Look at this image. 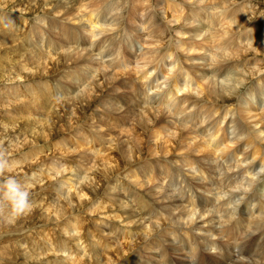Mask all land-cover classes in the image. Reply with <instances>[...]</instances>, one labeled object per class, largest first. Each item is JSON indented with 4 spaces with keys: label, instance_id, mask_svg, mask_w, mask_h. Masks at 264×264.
<instances>
[{
    "label": "bare ground",
    "instance_id": "1",
    "mask_svg": "<svg viewBox=\"0 0 264 264\" xmlns=\"http://www.w3.org/2000/svg\"><path fill=\"white\" fill-rule=\"evenodd\" d=\"M83 1L84 0H77V4L79 2V5L75 7L73 4H71L72 2L69 1L68 2L70 3V5H73L72 7H74V9L77 10L79 9L80 12H82L80 15H82L83 18L80 17L79 20L83 22L84 19V21L87 22L86 24L89 27V30H86L88 33L86 37L85 35L79 34L76 27L69 26L66 24V22H58V21L57 22L54 21V22L58 34L61 36V41L59 38L60 36L56 39V41L58 40L57 42L52 40L56 46H51L50 43L52 42L45 40L46 39L44 38L45 34L42 35L43 40H45L44 43L46 44L47 48L50 47L52 50H54V52L59 48L67 46L66 49H60V51L61 50L63 51L60 52L59 54L62 58L59 57L58 55V57L60 58L58 59L62 60L63 58H66V60L63 59L65 60V62L68 61V63L71 64L74 61L75 64L74 67L72 66L73 69L67 68L68 71H66L67 70L66 68H65L66 70L60 68L61 69L60 71L65 70L66 73L64 71V74H67V77H69V79L67 78L66 79L69 80L71 85H77V87L76 88L72 87L71 89H68V92L64 95V98L62 99L63 101L60 100L58 102L54 101L55 100L54 97H53L54 100H52L49 91V89H51L52 87L51 88L48 87L49 89L47 88L44 90L45 92L43 91L45 93V96L39 94L38 97L39 100H34L33 104L39 106L38 101H41V104L45 108L43 112H46L47 109L49 111L52 107L54 106L56 107V105L59 104L72 105V108H74L73 105L77 103H81V102L83 103L85 101L86 104H88L91 101H93V99L95 100L99 96L98 94L103 93L105 87H108L107 94L103 96V98L100 100L96 99L92 104V105L95 104L94 108L96 107V109H93L94 110L93 113L95 114L93 116H96V118L92 116V118L95 119V121H93L95 123L93 122L92 124L89 123L88 126L90 125L91 126L87 127V129L89 128L90 130V128H93L94 132L98 133V130L113 125V123L117 121L115 119V116L118 115L128 117L130 120H132L133 126L131 127L130 125H128V123H121L123 131L126 134V137L124 139L125 141H121V142L115 141L117 140V139L114 140L115 135L112 136L113 139L112 137L109 138L110 142L107 144V147L104 148L106 149V152L103 154H93L92 159L90 158L91 160H93V163L92 164L90 163L92 166L91 167L88 166L89 168H91L92 171L90 170V173L86 172L84 175L82 174L83 176L81 177L82 179L81 181L78 179V177H76L80 172L79 173L77 172L78 174L72 177H69L67 174L66 175L68 177L63 176L64 174H60L62 175V177L59 174H56L59 176V178L61 177L60 178L61 180L57 179V181L55 182L51 181L53 182L52 184H50L49 182L50 179L47 178L50 184L49 185L47 183L49 185L47 190L50 191L53 190L54 192H56L54 193L56 194V201L53 204L51 203L48 204V202L47 204L42 203L40 207L41 208L47 207L50 209L55 208L54 209L55 211L53 210L54 215L51 221L53 220V223L56 226L55 229H57V234L56 236H52L55 237V239L52 238L50 234L47 236H42L40 238L42 243H40L41 241L36 242L35 240H31V239H23V241L25 242L23 246L25 245V248H27L25 249L26 252L24 253L26 255L25 256L26 263L29 264L28 263L29 259H31V261L33 259L36 262L32 261V264H187V261L184 259V255L182 254L184 253V251L182 250V248L178 249V247L174 244L175 240H179L183 242V249L186 251V255H185L186 258H188L189 260H191L192 258L195 261L197 260L196 264H228V262H230V260L233 258V252L230 251L231 249L228 251V247L225 245V243L220 242V237L221 238L226 237L231 241L233 240V242H236L237 239H242V238L244 239V245L238 246L240 248L238 253L241 255V257L234 264L264 263V241L263 244L261 243L262 245L259 246L260 249L255 248V240L264 236V176H262V174L264 173V149H263L264 148V101H263L264 100V62H258L260 59H264V23L260 22L258 23L257 26H253L251 28L241 30L244 26H246L251 22L250 19L253 18L254 15L252 13V8L247 12H245L243 15H241L239 11H233V9L238 6V3H235V0L233 2L231 1L232 3H230V1L228 0H214V4L212 5L213 7L212 6L210 7L211 9L210 8L207 9L208 8L207 4H209V2L212 4L211 1L213 0H180L177 2L171 0H167V1L132 0L131 1V2L137 1L139 3L141 2L142 4H134V6L142 7L143 13L146 16H148L150 39L143 40V43L147 44V49L142 50L143 54L140 57V59L144 62L143 70L140 72L142 82L145 83L146 81L149 80V76L147 75L149 63L156 65L159 62H161L165 64V59L163 56L166 55L168 52H171L174 55V58H172L171 63H169L167 68L165 69L162 82L160 84H156L154 87L155 89H159L160 92L154 95L152 98H155L157 96L159 101L161 95H163L164 97L166 95L165 101H163L164 98L163 100H161L164 106L160 105V103L159 105L163 109L167 110L171 116H181L182 120L185 121V123H189V124L192 123L191 125L196 130V133L193 134L187 131L186 126L183 123L178 125L170 124L167 133L162 135L163 133L160 129V125L166 123V116L164 115L162 110L154 107H145V108L135 107L133 109H129L121 106L120 104L116 103L113 99L110 98V96H112L114 93L120 92L117 86V80L123 75L122 71L125 70L129 64L128 56H127L128 57L127 61L126 59L122 60V55H121L122 53L119 52L122 50V46L119 45V43L117 42L118 38L116 37L117 30H119L122 34L123 32H126L127 29H129L130 27L128 24V20H129L128 16H127L128 20H124L121 17L122 15L120 11L122 9L119 3L120 1L118 2L117 0H115L114 1L115 5L113 7L110 4V2L104 4V0H93L94 4L92 3L90 4V2H88L87 6H86V2ZM42 2L44 3L46 2V0ZM81 2L85 4H81ZM123 2L121 1V3ZM54 3L56 4V2ZM46 5H49L48 2L46 3ZM46 5L44 3V7ZM171 5L174 6L173 11H168L164 9L165 7L170 9ZM134 6L133 4L130 6V9L128 11L129 17L133 11ZM86 7L89 8L91 7V9L88 8L89 9L88 10L89 12L87 11L88 13L83 12L86 9ZM64 9L67 10V8ZM66 10L63 11L64 16L65 14L68 13L67 17L71 20L74 19L78 23V25L76 24L78 27L86 28L78 20H76L75 17H73L72 10H71L72 13L69 12L70 9L67 11ZM186 10H189L191 14L190 15L186 14L185 12ZM209 10L210 12L208 13ZM109 11H110L109 20L98 19L99 16L103 17L104 15L109 13ZM158 11L162 12L160 13L162 15L161 17L163 18L161 19L158 18V15H156L158 14ZM203 11L205 12L203 13ZM214 11L216 12L213 13ZM52 12L54 13V11ZM58 13L60 14V12ZM62 15L63 14L61 13V16ZM60 17H58L59 20ZM260 18H264V14L259 15V19ZM54 19L58 20L56 19V16ZM42 20H39L38 23L42 22ZM203 20H205L204 24H202ZM70 23L71 22H69V24ZM19 24H21V22ZM41 24L42 23H40V25ZM46 30L49 31L50 29L47 28ZM1 32L5 34V32L3 31ZM113 32H115V34H113ZM172 32L176 34L174 36L175 37L174 40H172L173 38ZM102 33L104 34V36L100 40L94 42L96 37ZM50 34H52V32ZM38 35H40L39 32ZM47 35L48 34H46L45 36ZM54 35L56 36V34ZM54 35L52 34V37H54ZM32 37H34V39H37L35 38L36 36H32ZM88 37L89 39L86 40V38ZM21 38H22V34H21ZM85 40L90 42L88 48L87 47L84 48L85 50L78 48L79 44L81 42H84ZM182 41L184 43H187L188 45L187 46L183 45ZM20 42L21 41H19V43ZM207 44H209V48L205 49V45ZM17 45H18V41H17ZM195 45H199L200 47H202V50L195 49ZM40 46H43L42 43L40 44ZM51 49L48 50V52L50 53L49 57L45 56L48 54L45 55L42 54L44 55V60L45 58L47 60L49 58L56 57L54 55L56 53H53ZM32 53L34 55V52ZM38 54L37 56L39 59L41 54L40 53ZM37 56L36 58L34 57L35 61L38 60ZM41 57L43 58V56ZM67 59L70 60L72 59V62L70 63L69 62L70 60ZM44 60L41 59L40 65L44 67V70H47L46 68L48 67V64L46 63L49 62V60H47V62L46 60L45 61ZM35 61L32 62L35 63ZM55 61L58 62V60L56 59ZM211 62L222 63L226 67V70H222V67L220 65L211 64ZM247 64L250 66L246 67ZM28 65L30 66V64ZM17 66L20 68L22 67L21 65L19 66V64ZM32 66L33 68H35L36 66L37 69L39 67L38 63L37 65L35 66L32 65ZM60 66L62 67V65ZM50 67H48V69ZM182 68H186V69L190 68L195 73L196 75L195 78L199 82V87L193 90H189V94L197 96L201 100H207L214 107H219L220 102L222 103L230 102L229 104H231V106L229 107L228 105V109L237 113L238 116L243 117L242 119L244 120H242L243 123L241 122V124L245 129H242L241 124H237L235 120L227 119V123L231 124L233 128V132L231 134L234 135L235 142H239V143L232 144L226 132L223 131V129L219 125V122H217L220 121L221 119L225 120L227 113L224 116V118L221 115L217 116L216 117L217 121L214 122L211 120V118L215 114H217V110L214 107H212L211 105H207L203 107H197V108L195 107L197 109L195 110L194 106L192 105L190 106V104H188L186 97L179 98L174 94L183 91L184 84L191 81L190 74L188 73V71ZM29 69L27 68V70ZM37 69L34 70L38 71ZM60 71L58 73H60ZM19 73L21 74V72ZM40 74L39 76H41ZM60 74H61L60 76H62L63 73ZM43 78L40 79L42 80ZM250 80L252 81L254 80V82L253 84H250L247 87L246 85L249 84ZM36 83L39 82L36 81ZM162 85H164V87H162ZM60 86L61 85H59V88ZM170 86H172L173 88L170 89ZM29 87L31 86L29 85ZM37 87L36 89H38ZM244 87L246 88L245 90L249 89L247 94L246 93L243 94L244 89L242 88ZM27 88L25 87V89ZM33 88L34 87H31V92ZM77 88H79V90ZM40 89L41 88L39 87V91ZM55 89L57 90V88ZM11 90H9V92ZM22 90H24V88ZM61 90H65V89L61 88ZM240 90H243L242 91L243 96H241L242 94H240V96L237 95V93H239ZM25 91H23L24 94L26 93ZM12 92L14 94V91H11V93ZM23 92H21L20 90L21 94ZM35 92L36 90L34 91V94L36 95ZM43 92L42 94H44ZM121 92H123V90ZM139 93L143 94L144 92L140 91ZM16 94L17 93H15V95ZM27 94L30 93L27 92ZM67 94L69 96H67ZM127 94L128 93L121 96L123 99L122 103L128 106L137 105L138 101L133 102L131 99H125ZM173 94L175 95L174 97ZM33 98L36 99L35 97ZM17 101L19 102L20 100ZM23 101H24L23 103H25L26 100L24 99ZM106 101H108L109 103L108 105L105 104L107 103ZM14 106L16 107V104H14ZM25 106L24 107L21 106V107L25 109L27 114L35 111V110L32 111V109L29 108L30 104H28L29 107L28 106L25 107ZM76 108H74V110ZM55 110L57 109L55 108ZM43 114L45 115V113ZM57 115H59V113ZM53 118H55V116ZM43 119H44V126L43 125L42 126L46 128L48 125L45 126V124L49 123V121L51 122L52 120L50 119L46 120V117H43ZM10 121L14 122L13 119H11ZM27 123L24 124L29 125ZM29 123H31V121ZM36 123L34 122V125ZM103 123L105 124V127L103 126ZM216 124L218 125V128L215 127ZM79 126L75 129V131L81 128V126L80 127ZM112 127L110 128L115 129L116 127L119 128L120 125L116 126L115 128L114 126ZM156 127L158 128L156 131V135L158 136L153 138L150 135V130L152 129L156 130ZM29 129L30 130H28V132L29 131L31 132L33 128L32 129L29 128ZM83 129L85 130L86 128ZM243 130H245L244 134H243ZM115 131L117 132V130ZM119 132H118V136H121L119 135ZM84 133L86 134V132ZM74 134L75 133L72 134L71 138L75 136ZM79 134L82 133L79 132ZM79 134L78 136H80ZM88 134L86 137H88ZM41 136L43 135L41 134ZM246 137L248 139V142H243ZM76 138H73L75 139L74 142L76 141ZM196 138L202 140L201 141L197 140L198 142L192 144L193 139ZM96 140L97 139L95 138V141ZM215 140L217 141L215 142ZM226 141L228 142L226 145H224ZM64 145L65 143L63 144V146ZM231 145L236 146L232 151H231L232 147H230ZM74 146L77 147L79 145L76 144ZM210 146H212L211 149L213 148L214 151H217V154L215 152H213V154L215 153V155H217L216 157H219L220 160L222 159L224 161V159L222 158L223 156L225 158L226 163L232 162V159H236L237 157L239 158L243 157L244 159H247V161L246 160L244 161L246 162L245 165H248V167L246 166L247 169L246 168L244 169L247 170L246 173L248 172L247 173L248 175L242 173L241 171L243 169L244 163L241 164L240 162V164L234 165V167L238 169L235 171L234 169H231V167L226 166V170L220 171L219 173L220 176H222V174H225V178H226L225 181L228 182L227 183L228 185L226 187L225 185H223L222 188L216 187L215 189L219 188L218 190L221 193V195L219 197H215L214 199L207 197L208 199L207 200L205 198L206 197L205 195H203L205 196L204 199L203 197L202 198L198 197L199 195L196 196V194H193L191 189H194L193 186H195V188H200L203 189L204 191H210L214 189V185L217 186V184H219L220 180L217 178L218 176L217 173L213 174L211 168L207 166V164L204 161L201 160L202 158L203 159L205 158L208 161L207 158L209 156H207V154H208V150L210 152L209 149ZM32 150L33 149H31L29 152H31ZM67 150L69 149H66V151ZM71 151H75V149L74 150L71 149ZM236 152L238 153L237 155ZM246 153H250V154H246ZM173 154H177V155L171 158L166 157V156H171ZM31 155L33 154L30 153V156ZM68 155L66 154V156ZM71 155H73V152ZM210 155L212 157V154ZM30 156L28 155V157ZM38 156L35 158H38ZM56 156L59 157L60 154L58 155L56 154ZM58 157L57 159H59ZM32 158L34 157H31V159ZM76 159L77 158L75 157L74 160ZM172 160H178L184 166H187L189 169H191L193 171L191 175L189 177L184 176L180 167L177 166L165 165V166H161L160 168H154V169H151V167L149 166L150 163H154V167H156L158 165V162L167 164L169 161ZM26 161H28V159L25 160L24 162ZM36 161L38 160L36 159ZM70 161L74 163L72 160ZM141 161H143V163ZM31 162L32 161L30 160V163ZM65 162L66 161H64V163ZM50 164L51 163H47L45 165L49 167ZM217 164L219 165L218 168L220 170L222 166L220 161H216V165L214 166L213 169L217 168ZM70 166L71 168H73L72 165ZM41 167L42 166L39 167V170L41 169ZM48 167L45 166L44 170H42L43 172H38V174H34L36 178H40L39 175L41 173L45 172L46 174V171L48 172V170L46 169H50ZM51 167L53 166L51 165ZM198 167L202 169L203 173H206L208 176H210V178H212L213 184L211 186H209L210 185L209 181L206 182L204 180H200V178H203V176L200 175L201 177H197L194 175V172H198V174H201L200 171L198 170ZM65 169H67V167L64 165L61 171L58 169V172L57 171L56 172L60 173ZM78 169H80V167ZM121 170H124L125 172L124 174L125 179L124 178L116 179V181H121V183L118 186L114 183V179H115L114 174L121 173ZM69 171L72 170H70L69 168ZM76 171H80V170H76ZM145 173L147 174V176L145 175ZM235 175L236 176L238 175V177L235 178ZM101 176H103V178L106 179L110 178L109 179L110 182L106 183L107 187L104 185L105 188L103 191H105L106 189L104 198H100L103 195L102 196L98 195V192H100L98 189L102 185V179H100ZM161 176L163 180V182L161 183L165 185L158 188L155 183L153 184V182H158L159 180H161L160 179ZM49 177L55 178L54 174H52ZM74 177H76L80 181L78 185L76 184L75 180L72 179ZM145 177H147V180L148 182H150V184L144 183ZM45 178L46 177H44V179ZM165 178L167 180L166 183L164 182ZM225 178H223V180ZM44 179L42 178L41 180L44 181ZM26 180L28 182L29 177L26 178ZM44 183L45 181L43 182V184ZM130 184L136 187H132ZM90 186L94 188L93 189L94 192L92 194L96 193L98 196H100L99 197L100 200L99 202L95 203V205L90 209L89 213H87L88 211L87 212L83 211V212H86V215L88 214L87 217L88 216L90 218L91 216L96 217L95 218L96 221L94 220L93 222L92 218L89 219L92 220V223L89 222L92 225L90 224L91 226H89L88 225L89 220L85 219L87 223L84 221L81 226L82 219L79 218L78 210L76 211L78 213V217L75 218L77 216V213L75 215L72 212V208H74L75 205L77 206L78 203H79L78 205L81 206L80 201L82 200V198L84 197L87 198L86 195L89 196V193L91 192L89 190H86ZM42 187L44 186L42 185ZM37 188H40V186ZM224 189L226 191H223ZM61 190L63 191L65 190V193L63 192L64 194L63 197H60L62 195V194L60 195ZM41 192H44V190ZM50 193H48V195ZM46 194H41V196L39 197H42L43 195L45 196ZM147 196L151 199H147L148 198ZM91 199L92 200L90 199L89 200L93 201V198ZM209 199L211 201H209ZM40 200L41 198H39L38 201L39 204L41 203ZM148 200H151L152 203H149ZM216 200H219L218 203H215ZM35 203L34 206L38 207L39 209L40 208L39 204L35 205ZM151 204H154L156 207L159 208V210H155L154 208H152ZM240 204H244V208H245L243 210H239L241 214H244V216L246 215V222L244 224H241L239 220L236 218L237 209ZM88 205L91 204L89 203ZM83 208L81 206L82 210ZM213 208L214 209L216 208V210L218 211V213H216L218 214L216 217L208 215V212H214ZM86 209L87 208H85V210ZM47 214L50 215L48 212ZM106 220H108V222H106L105 224ZM47 223H51V222H47ZM48 226L50 227V224H48ZM86 226L87 227L89 226V228L91 229L89 233V237H91L90 239L87 238L88 236L86 237V230H85ZM103 227L106 228V231H108V233H105ZM213 228H217L216 233H214ZM48 231L50 232V230ZM39 232L42 231L40 230ZM196 233H200L199 235L200 237H198ZM107 234L110 236L108 237ZM201 234H203V236ZM45 239H48V241H50V244L47 245V243H45ZM9 246L11 245L9 244ZM203 246L205 247V249L203 248ZM211 248H218L219 252L213 253L211 252ZM8 251L6 250L4 252L6 254L4 255V257H8L10 255ZM13 251H15V249ZM49 251L52 252L50 253V255H48ZM166 252L168 253V255L173 256L174 258L170 256H166ZM80 253H83L81 257H80ZM57 256H59L60 258H58L59 261L56 262L54 258ZM207 256H209V258H207ZM7 259L8 258H6V260ZM13 259L15 258L13 257ZM6 260H4V262Z\"/></svg>",
    "mask_w": 264,
    "mask_h": 264
},
{
    "label": "rangeland",
    "instance_id": "2",
    "mask_svg": "<svg viewBox=\"0 0 264 264\" xmlns=\"http://www.w3.org/2000/svg\"><path fill=\"white\" fill-rule=\"evenodd\" d=\"M23 1V2H22ZM27 1V2H26ZM42 1H45V0H29V2H28V0H0V32L1 31H3V32H5V34L4 33H0L1 34V36H0V145H4L5 146V157L6 158H8V157H11V160H10V167H9V169H8V171L11 173V174H13V175H16L17 177H19L20 179H22L24 182V184L25 185H27V187L31 190V193H32V201L35 203V205H38L39 203H38V201H39V198H41V200H40V204H39V207L42 205V203H44V204H47V202H48V204L49 203H51V204H53L55 201H56V194H54V193H56V192H54L53 190L52 191H50V190H47L48 189V186L50 185V184H52L53 182H51V181H57V179L58 180H61L60 178L62 177V175H60V174H64L63 176H65V177H72V176H76L79 172V174L76 176V177H78V179L81 181L82 179H81V177L86 173V172H88V173H90V170H91V168H89V167H91L92 165V163H93V160H91L92 159V157H93V154H103V153H105L106 152V149H104L105 147H107V144L110 142V140H109V138H111L113 135H115V136H117V137H115L114 136V140L115 139H117V140H115V141H125L124 139H125V137H126V134H125V132L123 131V128H122V126H121V123H128V125H130L131 127L133 126V124H132V120H130L128 117H126V116H115V119L119 122H114L113 123V125H111V126H109V127H105V124L103 123V126L105 127V128H102V129H104V130H98V133L97 132H94V129L93 128H90V130H89V128L87 129V127H90V126H88L89 125V123L90 124H92V122L93 121H95V119L94 118H96V116H93V115H95L93 112H94V110L93 109H96V107L94 108V105H92L93 103H94V101L97 99V100H100V99H102L103 98V96H105L106 94H107V90H108V87H105V89H104V91H103V93H101V94H98L99 96L94 100L93 99V101H91L90 103H88V104H86V102L84 103H77V104H75V105H73V107L74 108H76L75 110H74V108H72V105H62V104H59V105H56V107L54 106V107H52L49 111H48V109L46 110V112H43V110L45 109L44 108V106L41 104V101H38L39 102V106H36V105H34L33 103V101L34 100H39V94H41L42 96H45V89H47L48 87L49 88H51V89H49V91H50V97H52V100H54L55 102H58V101H63L62 99L64 98V95L68 92V89H71L72 87H74V88H76L77 87V85H71L70 84V82H69V80H67V79H69V77H67V74H64V71L68 68V69H70V68H72L73 69V67H74V64H75V62L73 61L72 62V59L70 60V59H67V60H70L69 62L71 63V64H69L68 63V61L67 62H65V60H66V58H63V59H65V60H59L60 58L59 57H61L59 54H60V52H63L62 50L60 51V49H66L67 48V46H64V47H62V48H59V49H57L55 52H54V50H52L50 47H48L47 48V46H46V44L44 43V41L45 40H48L49 42H52V43H50L51 44V46H56L55 44H54V42L53 41H56V39L60 36L59 34H58V31H57V29H56V27H55V22H66V24L67 25H69V26H74V27H76L77 28V31H78V33L79 34H82V35H85V37H86V35H88V33H87V31L86 30H89V27H88V25L86 24L87 22L86 21H84V19H83V22H81V20H79V18L80 17H82V15H80L82 12H80V10L78 9H74V7L75 6H77V5H79V2H78V4H77V0L75 1V0H57V1H54V0H46V2H44L45 3V5H46V3L48 2V4L49 5H46L45 7H44V3L42 2ZM72 2L71 4H73L74 5V7H72L73 5H70V3L69 2ZM114 1L115 0H104V4L105 3H108V2H110V4L112 5V7L115 5L114 4ZM119 3H120V6H121V17L124 19V20H128V18H129V20H128V24H129V29H127V31L126 32H123L122 34H121V32L119 31V30H117L116 31V37L118 38V40H117V42L119 43V45L120 46H122V50L121 51H119L120 53H122L121 55H122V60H125L126 59V61H127V59H128V57H129V64H128V67L125 69V70H123L122 72H123V75L120 77V78H118V80H117V86H118V88H119V90H120V92H116V93H114L112 96H110V98L111 99H113L116 103H118V104H120L121 106H123V107H126V108H129V109H133V108H135V107H138V108H145V107H154V108H159L160 110H162V112L164 113V115L166 116V123L164 124H161L160 125V129H161V131H162V135H164L165 133H167V131H168V127L170 126V124H181V123H183V124H185V126H186V129H187V131L188 132H190V133H193V134H195L196 133V130H195V128L191 125V124H189V123H185V121H183L182 120V117L181 116H171L170 114H169V112L167 111V110H165V109H163L160 105H163L164 106V104H162L163 102H161V100H163V98H164V100L163 101H165V97H166V95H165V97L163 96V95H161V97H160V99H159V101H158V98H157V96L155 97V98H152L154 95H156V94H158L159 92H160V90L159 89H155L154 87H155V85L156 84H160L161 82H162V80H163V76H164V72H165V69L167 68V66H168V64L169 63H171V60H172V58H174V55L171 53V52H168L166 55H164L163 57H164V59H165V64H163V63H161V62H159L158 64H152V63H149V65H148V76H149V80L148 81H146L145 83H143L142 82V80H141V76H140V72L143 70V67H144V62L140 59V57H141V55L143 54V52H142V50H146L147 49V44H145V43H143V40H149L150 39V36H149V27H148V16H146L144 13H143V11H142V7H138V6H134V4H142L141 2L139 3V2H137V1H133V2H131L132 0H128V1H124V0H117ZM121 1L123 2V3H121ZM163 1H167V0H163ZM171 1H174V2H177V1H180V0H171ZM228 1H230V3H232L234 0H228ZM232 1V2H231ZM30 2H32V3H30ZM36 2V3H35ZM54 2H56V4L54 3ZM83 2H86V6L88 5V2H90V4L92 3V4H94V2H93V0H84ZM83 2H81V4H85V3H83ZM137 2V3H136ZM212 2V4L209 2V4H207L208 5V8L207 9H209L213 4H214V0L213 1H211ZM30 3V4H29ZM76 3V4H75ZM125 3H127V4H125ZM235 3H238V6L237 7H235L234 9H233V11H239L240 12V14L241 15H243L245 12H247L248 10H250L251 8H252V13H253V15H254V17H256V18H251L250 20H251V22L249 23V24H247L246 26H244L241 30H245V29H248V28H251V27H253V26H257L258 25V23H260V22H263L264 23V18H260L259 19V15H261V14H264V0H235ZM42 4H43V6H42ZM56 6H55V5ZM129 4V5H128ZM133 4V6H134V8H133V11H132V13H131V15H130V17H129V14H128V11H129V9H130V6ZM54 5V6H53ZM57 5H59V6H57ZM67 5V6H66ZM122 5H124V6H122ZM38 6H40V7H38ZM49 6V7H48ZM61 6V7H60ZM64 6V7H63ZM71 8H70V7ZM91 6V5H90ZM96 6V5H95ZM51 7V8H50ZM55 7V8H54ZM59 7V8H58ZM123 7H124V9H123ZM213 7V6H212ZM49 8H50V10H49ZM54 8V9H53ZM63 8V9H62ZM64 8H67V10H69L70 9V11L69 12H71V10H72V12H73V17H75V19L76 20H78L82 25H84V27H86V28H80V27H78L77 25H78V23L73 19V20H71V19H69L68 17H67V15H68V13L67 14H65V16H64V13H63V11H65L66 9H64ZM77 8V7H76ZM89 7H86V9L83 11V10H81V11H83V12H87L89 9H91V7L88 9ZM93 8H95V7H93ZM84 9V8H83ZM165 10H168V11H173L174 10V6H172L171 5V8L170 9H168L167 7H165L164 8ZM211 9V8H210ZM57 10V11H56ZM66 10V11H67ZM52 11H54V13L52 12ZM56 11V12H55ZM50 12V13H49ZM58 12H60V14L58 13ZM71 12V13H72ZM76 12V13H75ZM78 12V13H77ZM89 12V11H88ZM87 12V13H88ZM161 12V11H160ZM159 11H158V14H156V15H158V18H163V17H161L162 15H161V13H160ZM186 12V14H188V15H190L191 13H190V11L189 10H186L185 11ZM205 11H203V13H204ZM210 12V10L208 11V13ZM216 11H214L213 13H215ZM58 15H60L61 16V13L63 14L61 17L60 16H58ZM86 13V14H87ZM160 13V14H159ZM54 16H53V15ZM45 15V16H44ZM75 15V16H74ZM79 15V16H78ZM207 15V14H206ZM40 16V17H39ZM50 16V17H49ZM55 16H56V19H58V17H60V20L58 19V20H55L54 18H55ZM64 16V17H63ZM127 16H128V18H127ZM258 16V17H257ZM43 17V18H42ZM39 18H41V19H39ZM46 18V19H45ZM83 18V17H82ZM109 18H110V11H109V13H107L106 15H104L103 17H98V19L99 20H109ZM7 19H8V22H7ZM37 19V20H36ZM42 19H44V20H42ZM50 19V20H49ZM51 19H53V20H51ZM64 19V20H63ZM67 19V20H66ZM39 20H42V22H40V23H42L41 25H40V23H38L39 22ZM47 20V21H46ZM48 20H49V22H48ZM12 21V22H11ZM18 21V22H17ZM53 21V22H52ZM55 21V22H54ZM74 21V22H73ZM15 22V23H14ZM21 22V24H19ZM44 22V23H43ZM46 22V23H45ZM69 22H71L70 24H69ZM73 22V23H72ZM95 22V21H94ZM204 22H205V20H203L202 21V24H204ZM53 23H54V25H53ZM44 24V25H43ZM47 26H46V25ZM52 25V26H50V25ZM73 24H75V25H73ZM77 24V25H76ZM6 25V26H5ZM17 25V26H16ZM21 25V26H20ZM11 26V27H10ZM48 26H50V27H48ZM21 27V28H20ZM41 27V28H40ZM47 29H50L49 31L48 30H46L45 28ZM54 28V29H52V28ZM20 28V29H19ZM43 28V29H42ZM88 28V29H87ZM131 28V29H130ZM169 28H171V27H169ZM16 30V31H15ZM20 32H19V31ZM40 30V31H39ZM23 31V32H22ZM34 31H35V33L38 31L39 32V34L40 35H38V32L36 33V35H35V33H34ZM56 33H55V32ZM172 31V30H171ZM40 32H42V33H40ZM46 32V33H45ZM52 32V34L54 35V34H56V36L54 35V37H52V34H50V33ZM120 32V33H119ZM26 33V34H25ZM173 33V32H172ZM4 34V35H3ZM21 34H22V38H21ZM23 34H24V36H23ZM46 34H48L47 36H49V37H47V36H45ZM58 34V35H57ZM113 34H115V32H113ZM118 34V35H117ZM129 34V35H128ZM42 35H44V38H46L45 40H43V36ZM176 34L175 33H173L172 34V36H173V38H172V40H174L175 39V36ZM20 36V37H19ZM32 36H36L35 38H37V39H34V37H32ZM42 38H41V37ZM104 36V34L102 33V34H100V35H98L97 37H96V39L94 40V42L95 41H98V40H100L102 37ZM6 37V38H5ZM8 37H9V39H8ZM113 37V36H112ZM131 37V38H130ZM3 38V39H2ZM41 38V39H40ZM60 38V41H61V36L59 37ZM114 38V37H113ZM11 39V40H10ZM32 39H34V40H32ZM89 39V37L88 38H86V40H88ZM22 40H24V41H22ZM27 40V41H26ZM30 40V41H29ZM42 42H41V41ZM53 40V41H52ZM84 41V42H81L80 44H79V46H78V48H81V49H84V48H88V46H89V44H90V42H88V41ZM7 41V42H6ZM17 41H18V45H17ZM19 41H21L20 43H23V44H20L19 43ZM25 41H26V43H25ZM37 41V42H36ZM40 41V42H39ZM58 41V40H57ZM56 41V42H57ZM10 42V43H9ZM16 42V43H15ZM30 42V43H29ZM31 42H33V43H31ZM35 42V43H34ZM7 43V44H6ZM42 43V45L43 46H40V44ZM179 43V42H178ZM246 43V42H245ZM6 44V45H5ZM21 46H20V45ZM35 44V45H34ZM60 44V43H59ZM182 44L183 45H185V46H187L188 44L187 43H184L183 41H182ZM37 45V46H36ZM8 46V47H7ZM40 46V47H39ZM12 47V48H11ZM28 47V48H27ZM42 47V48H41ZM74 47V46H73ZM20 48V49H19ZM38 48V49H37ZM209 48V44H207V45H205V49H208ZM22 49H23V51H22ZM49 49H51L52 50V52L53 53H56V54H54L56 57H53V58H49V59H47V60H49V62H47V60H46V58H45V60H46V64H48V67H50L49 69H48V67L46 68L47 70H44V67H42L41 65H40V62H41V59H43L44 60V55L45 54H48V55H45V56H48L49 57V55H50V53L48 52V50ZM195 49H198V50H202V47H200L199 45H195ZM28 50V51H27ZM31 50V51H30ZM41 50V51H40ZM85 50V49H84ZM20 53H19V52ZM30 51V52H29ZM43 51H44V53H43ZM29 52V53H28ZM32 52H34V55H33V53ZM38 52V53H40L41 55H40V58L38 59V56H37V54L36 53ZM48 52V53H47ZM58 52V53H57ZM42 54H44V55H42ZM37 56V59L39 60H34L35 58H36V56ZM39 55V54H38ZM58 55H59V57H58ZM114 55H115V53H114ZM33 56V57H32ZM41 56H43V58L41 57ZM126 56V57H125ZM128 56V57H127ZM29 57V58H28ZM35 57V58H34ZM59 58V59H58ZM62 58V57H61ZM197 58H199V57H197ZM55 59L56 60H58V62L57 61H55ZM2 60V61H1ZM4 60V61H3ZM12 60V61H11ZM30 60H31V62L33 61H35V63H31L30 62ZM44 60V61H45ZM53 61H55V62H53ZM256 61H257V59H256ZM6 62V63H5ZM11 62V63H10ZM61 62V63H60ZM63 62V63H62ZM258 62H264V59H260ZM18 65L19 64V66L21 65L22 67H24V68H20V67H18L16 64ZM37 63H38V66L40 67V69H39V67H38V69H37V67L35 66V65H37ZM54 63V64H53ZM28 64H30V66L28 65ZM65 64V65H64ZM68 66H70V67H68ZM211 64H218V65H220L221 67H222V70H226V67L222 64V63H213V62H211ZM3 65H4V67H3ZM14 65V66H13ZM24 65V66H23ZM32 65H34L35 66V68H33V66ZM52 65H53V67H52ZM60 65H62V67L60 66ZM64 65V66H63ZM17 66V67H16ZM27 66V67H26ZM47 66V65H46ZM56 66V67H55ZM60 66V67H59ZM73 66V67H72ZM250 65H246V67H249ZM13 67V68H12ZM16 67V68H15ZM25 67H26V69H25ZM32 67V68H31ZM58 67V68H57ZM9 70H8V69ZM15 68V69H14ZM19 68V69H18ZM27 68L29 69V70H27ZM56 68V69H55ZM60 68H62V69H65V70H62V71H60L61 69ZM34 69H37L38 71H35ZM52 69V70H51ZM59 69V70H58ZM68 69L66 70V71H68ZM71 69V70H72ZM182 69H184V70H186V71H188V73L190 74V78H191V81L190 82H188V83H186V84H184V88H183V91H180L179 93H174L176 96H178L179 98H182V97H186L187 98V102H188V104H190V106L192 105V106H194V109L195 110H197L196 108L197 107H203V106H207V105H211L207 100H201L200 98H198L197 96H194V95H192V94H189V90H193V89H195V88H197V87H199V82L196 80V75H195V73L189 68V69H186V68H182ZM207 69H208V67H207ZM13 70H14V72H13ZM18 70H20V71H18ZM34 70V71H33ZM51 70V71H50ZM56 70V71H55ZM71 70H69V71H71ZM17 71V72H16ZM41 71V72H40ZM60 71V73H63L62 74V76H60L61 74L60 73H58ZM66 71H65V73H66ZM5 72V73H4ZM19 72H21V74L19 73ZM39 72V73H38ZM55 74L56 72L58 73H56L55 74V76H54V74ZM12 73V74H11ZM18 75H17V74ZM28 74V75H26V74ZM41 73V74H40ZM44 73V74H43ZM46 73H48V74H46ZM2 74V75H1ZM35 74H36V76H35ZM39 74L41 75V76H39ZM17 75V76H16ZM20 75V76H19ZM23 75V76H22ZM30 75V76H29ZM10 76V77H9ZM27 78H26V77ZM49 76V77H48ZM64 76H66V77H64ZM19 77V78H18ZM21 77V78H20ZM32 77H33V79H32ZM35 77H37V78H35ZM39 77V78H38ZM43 77H45V78H43ZM47 77V78H46ZM53 77V78H52ZM61 77V78H60ZM9 78V79H8ZM13 78V79H12ZM40 78H43L42 80L40 79ZM51 78V79H50ZM67 78V79H66ZM47 79V80H46ZM50 81H49V80ZM63 80V81H62ZM36 81H38L39 83H36ZM43 83H42V82ZM46 81V82H45ZM62 81V82H61ZM69 83H68V82ZM252 80H250V82H249V84L248 85H246L247 87L250 85V84H253V82H254V80L251 82ZM23 83V84H22ZM34 83V84H33ZM61 83V84H60ZM121 83H123V84H121ZM21 84V85H20ZM39 84V85H38ZM71 85V87H70V85ZM27 85V86H26ZM29 85L31 86V87H34L33 89H32V92H31V87H29ZM32 85H35V86H32ZM37 85H38V87H37ZM45 85V86H44ZM51 85V86H50ZM59 85H61L60 86V88H59ZM69 85V86H68ZM10 86H11V89H10ZM13 86V87H12ZM42 86V87H41ZM58 86V87H57ZM173 86V85H172ZM172 86H170V89L171 88H173ZM245 86V87H246ZM9 87V88H8ZM15 87H17V88H15ZM25 87L27 88V89H25ZM36 87L38 88V89H36ZM39 87L41 88L40 89V91H39ZM44 87V88H43ZM69 87V88H68ZM162 87H164V85H162ZM242 88V89H244V91L243 90H240L239 91V93H237V95H239L240 96V94H242L243 92V94H247V92L249 91V89L248 90H245L246 88ZM11 90V91H14V94H13V92L11 93V91L9 92V90ZM24 88V90H22ZM55 88H57V90L55 89ZM61 88H63V89H65V90H61ZM73 88V89H74ZM43 89V90H42ZM58 89H60V90H58ZM67 89V90H66ZM78 90H79V88H77ZM20 90H21V92H23V91H25L26 93L24 94V92L21 94L20 93ZM30 90V91H29ZM36 90V95L34 94V91ZM123 90V92H121ZM7 91V92H6ZM19 91V92H18ZM38 91V92H37ZM44 91V92H43ZM72 91V90H71ZM140 91H143L144 93L143 94H140L139 92ZM243 91V92H242ZM3 92V93H2ZM27 92L28 93H33V94H27ZM42 92L44 93V94H42ZM52 92V93H51ZM106 92V93H105ZM241 92V93H240ZM7 93V94H6ZM11 93V94H10ZM15 93H17L16 95H15ZM55 93H57V94H55ZM126 93H128L127 94V96L125 97V99H131L133 102L134 101H138V104L137 105H125L124 103H122L123 102V99H122V95H124V94H126ZM2 94H3V96H2ZM10 94V95H9ZM173 94V97L175 96ZM243 94L241 95V96H243ZM256 94V93H255ZM23 95H25V96H23ZM32 95H33V97H35L36 99H34L33 97H32ZM38 95V96H37ZM27 96H28V98H27ZM67 96H69L68 94H67ZM25 97V98H24ZM53 97H54V99H53ZM101 97V98H100ZM20 100L19 102L17 101V100ZM26 100L25 101V103H23L24 101L23 100ZM28 100V101H27ZM12 103H11V102ZM15 101V102H14ZM16 101H17V103H16ZM264 101V100H263ZM107 103H105L106 105H108L109 103H108V101H106ZM16 104V107L14 106V104ZM20 103H22V104H20ZM73 103V102H72ZM159 103H160V105H159ZM230 102H224V103H222V102H220L219 103V107H214L213 105H211L212 107H214L216 110H217V114H215L212 118H211V120L212 121H217V119H216V117L217 116H219V115H221L223 118H224V116L226 115V113H227V116H226V119L225 120H220V121H217V122H219V125H220V127L223 129V131L224 132H226V134H227V136H228V138L230 137V139L229 140H231V142H232V144H235V143H239V142H235V139H234V135L233 134H231L232 132H233V128H232V125L231 124H229V123H227V119H233V120H235L236 121V123L237 124H241V122L243 123V121L242 120H244V119H242L243 117L242 116H238V114L237 113H235V112H233V111H231V110H229L228 109V105H229V107L231 106V104H229ZM18 104V105H17ZM25 104H26V106H25ZM28 104H30V107L28 106ZM32 104V105H31ZM66 104H67V101H66ZM235 104V103H234ZM29 107V108H31L32 109V111H34V112H31V113H29V114H27V112L25 111V109H23L22 107ZM86 105V106H85ZM59 106V107H58ZM85 108H84V107ZM81 107V108H80ZM196 107V108H195ZM10 108V109H9ZM19 108H21V109H19ZM55 108L57 109V110H55ZM90 108H91V110H90ZM17 109H19V110H17ZM53 109V110H52ZM3 110V111H2ZM48 111V112H47ZM54 111V112H53ZM55 111H57V112H55ZM77 111V112H76ZM90 112H92V113H90ZM43 113H45V115L43 114ZM59 113V115H57ZM27 114V115H26ZM50 114V115H49ZM56 114V115H55ZM74 114H76V115H74ZM82 114V115H81ZM89 114V115H88ZM36 115H37V117H36ZM53 115V116H52ZM61 115V116H60ZM88 115V116H87ZM91 115V116H90ZM35 116V117H34ZM40 116V117H39ZM46 117V120H52L51 122L49 121V123H46L45 124V126L46 125H48L46 128H44L43 126H44V119H43V117ZM55 116V118H53ZM58 116V117H57ZM92 116L94 117V118H92ZM14 117V118H13ZM33 119H32V118ZM241 117V118H240ZM29 118H30V120H29ZM87 118H89V119H87ZM11 119H13V121L14 122H12V121H10ZM27 119V120H26ZM36 119V120H35ZM41 119H42V121H41ZM77 119V120H76ZM92 119H94V120H91ZM3 120V121H2ZM24 120V121H23ZM29 120V121H28ZM56 122H55V121ZM89 120V121H88ZM10 121V122H9ZM16 121V122H15ZM19 121V122H18ZM31 121V123H29ZM33 121V122H32ZM79 121H81V122H79ZM28 122V123H27ZM34 122L37 124H35L34 125ZM42 123V124H39V123ZM52 122H53V125H52ZM88 122V123H87ZM27 123V124H29V125H25V124ZM80 123V124H79ZM93 123H95V122H93ZM10 124V125H9ZM43 125V126H42ZM49 125H51V126H49ZM62 125V126H61ZM81 126V128H79V129H77L76 131H75V129L78 127V126ZM84 125H86V126H84ZM118 125H120V127L119 128H117L116 126H118ZM24 126H27V127H24ZM28 126H29V128H33L32 130H31V132L29 131L28 132V130H30L29 128H28ZM40 126V127H39ZM61 126V127H60ZM79 126V127H80ZM112 126H114V128L115 129H112L113 127ZM241 126H242V129H245L244 127H243V125L241 124ZM37 127V128H36ZM70 127V128H69ZM110 127H112V128H110ZM158 127V126H157ZM156 127V130L155 129H152V130H150V135H151V137H156V136H158V135H156V131H157V128ZM174 127V126H173ZM172 127V128H173ZM215 127H217L218 128V125L216 124L215 125ZM16 128V129H15ZM83 128H86L85 130L83 129ZM122 128V129H121ZM11 129V130H10ZM43 129V130H42ZM49 129V130H48ZM63 129V130H62ZM91 129H93V130H91ZM106 129V130H105ZM216 129V128H215ZM24 130V131H23ZM82 130H84V131H82ZM107 130H110V131H107ZM115 130H117V132L115 133L114 131ZM217 130V129H216ZM26 131V132H25ZM41 133H40V132ZM88 131V132H87ZM106 131V132H105ZM119 131H121V132H119ZM28 132V133H27ZM79 132L80 133H82V134H79ZM84 132H86V134L84 133ZM109 134H108V133ZM118 132H119V135H123L122 136V138H121V136H118ZM122 132H124V133H122ZM31 133V134H30ZM39 133V134H38ZM73 133H75L74 135L75 136H73L72 138H71V136H72V134ZM84 133V134H83ZM89 133V134H88ZM121 133V134H120ZM245 133V130H243V134ZM29 134V135H28ZM41 134L44 136H41ZM77 134V135H76ZM78 134L80 135V136H78ZM87 134H88V137H86L87 136ZM20 135V136H19ZM83 135H85V136H83ZM106 135V136H105ZM111 135V136H110ZM16 136H18V137H16ZM27 136V137H26ZM81 136H83V137H81ZM91 136V137H90ZM108 136V137H107ZM3 137H5V138H3ZM9 137V138H8ZM78 138V140H77V138ZM81 137V138H80ZM93 137H95L97 140L95 141V138H93ZM73 138H76V141L74 142V140L75 139H73ZM82 138H84V139H82ZM89 140H88V139ZM93 138V139H92ZM108 140H107V139ZM32 139V140H31ZM112 139H113V137H112ZM82 140V141H81ZM200 140H202V139H199V138H196V139H193V142H192V144H194V143H196V142H198V141ZM61 141V142H60ZM65 141V142H64ZM72 141V142H71ZM92 143H91V142ZM112 141V140H111ZM217 140H215V142H216ZM22 142V143H21ZM227 142L228 141H226V143L224 144V145H226L227 144ZM243 142H248V139H247V137L244 139V141ZM21 143V144H20ZM33 143V144H32ZM39 143V144H38ZM62 143V144H61ZM65 143V147L63 146V144ZM75 143V144H74ZM16 144V145H15ZM20 144V145H19ZM69 146H68V145ZM76 144H78L79 146H74V145H76ZM230 144V143H229ZM40 145V146H39ZM56 145H58V146H56ZM72 145V146H71ZM15 146V147H14ZM62 146V147H61ZM120 146V145H119ZM43 147H45V148H43ZM48 147V148H47ZM67 147V148H66ZM211 147L212 146H210L209 147V149H210V152H209V150H208V154H207V156H209L207 159H208V161L204 158H202L201 160L202 161H204L206 164H207V166H209L210 168H211V170H212V172H213V174H215V173H217V178L220 180L219 181V184H217V186H215L214 185V189H212V190H210V191H204L203 189H200V188H195V186H193L194 187V189H191V191L193 192V194H196V196L197 195H199L198 197H203V199H204V197L207 199V197H209V198H211V199H214L215 197H219L220 195H221V193L219 192V188H222V186L223 185H225V187L228 185L227 183V181H225L226 180V178H225V174H222V176H220V171H223V170H226V166H229V167H231V169H234V171L235 170H238V169H236V167H234V165H236V164H240V162H241V164H243L244 166H243V169L244 168H246L247 169V167H248V165H245V161L244 160H246L247 161V159H244L243 157L241 158H239V157H237L236 159H232V162H225V158L222 156V158L224 159V161L221 159L220 160V158H219V160H216V158H214L215 156H217V155H215V153L217 154V151H214L213 150V148L211 149ZM230 147H232L231 148V151L236 147L235 145L233 146V145H231ZM245 147V146H244ZM49 148H50V150H49ZM56 148V149H55ZM60 148H62V149H59ZM75 149V151H71V149ZM31 149H33L31 152H29ZM40 149V150H39ZM44 149H45V151H44ZM66 149H69V150H67L66 151ZM78 151H77V150ZM264 149V148H263ZM36 150H38V151H36ZM26 151V152H25ZM22 152V153H21ZM36 152V153H35ZM39 152V153H38ZM43 152H45V153H43ZM72 152H73V155H71L72 154ZM76 152V153H75ZM79 152V153H78ZM212 152V153H211ZM213 152H215L214 154H213ZM241 152V151H240ZM16 153V154H15ZM30 153L31 154H33V155H31L30 156ZM219 153V152H218ZM21 154H22V156H21ZM54 154V155H53ZM56 154L58 155V154H60V156L58 157V156H56ZM63 154V155H62ZM65 154V155H64ZM66 154L68 155V156H66ZM74 154H75V156H74ZM210 154H212V157H211V155ZM238 153L236 152V155H237ZM246 154H250V153H246ZM27 155V156H26ZM28 155L30 156V157H28ZM39 155V156H38ZM43 155V156H42ZM82 155H84V156H82ZM88 155V156H87ZM177 154H173V155H171V156H166L167 158H171V157H174V156H176ZM15 156H16V158H15ZM26 156V157H25ZM38 156V158H35V157H37ZM41 156V157H40ZM71 156V157H70ZM87 156V157H86ZM219 156V155H218ZM31 157H34V158H32L31 159ZM53 157V158H52ZM55 157V158H54ZM57 157L59 158V159H57ZM60 157H62V158H60ZM65 157H67V158H65ZM73 157V158H72ZM77 158L76 160H74V158ZM40 158V159H39ZM69 158V159H68ZM91 158V159H90ZM14 159V160H13ZM28 159V161H26V162H24L25 160H27ZM32 161L31 163H30V160ZM36 159L38 160V161H36ZM46 159V160H45ZM63 159V160H62ZM67 159V160H66ZM22 160V161H21ZM49 160V161H48ZM61 160H62V162H61ZM70 160H72L74 163H72ZM89 162H88V161ZM237 160V161H236ZM34 161V162H33ZM64 161H66L65 163H64ZM216 161H220V163L222 164V166H221V169L219 170V169H213L214 168V166L216 165ZM68 162V163H67ZM71 162V163H70ZM142 163H143V161H141ZM239 162V163H238ZM24 163V164H23ZM43 163H45V164H47V163H51L50 165H49V167L47 166V165H45V164H43ZM91 163V164H90ZM16 164H18V165H16ZM229 164V165H228ZM33 165V166H32ZM51 165L53 166V167H51ZM66 166L67 167V169H65V170H63L62 172H60V173H57L58 172V169L61 171L62 169H63V166ZM70 165H72V167L73 168H71V166ZM165 165H171V166H177V167H180V169H181V171H182V173H183V175L184 176H187V177H189L190 175H191V173L193 172L191 169H189L187 166H184L182 163H180V161H178V160H172V161H169L167 164H164V163H162V162H158V165L156 166V167H154V163H150L149 164V166L151 167V169H154V168H160L161 166H165ZM40 166H42L41 167V169L39 170V167ZM45 166L46 167H48V168H50V169H46V170H48V172L46 171V174H45V172L44 173H41L39 176H40V178L42 177L43 179H44V177H46L45 179H44V181H45V183L43 184V180H41L40 178H36V176L34 175V174H38V172H43L42 170H44V168H45ZM61 166V167H60ZM89 166V167H88ZM247 166V167H246ZM74 167H76V168H74ZM80 167V169H78ZM143 167V166H142ZM217 167H218V164H217ZM18 168V169H17ZM54 168V169H53ZM69 168H70V170H72V171H69ZM82 168H83V170H84V172H83V170H82ZM87 168H88V170H87ZM223 168V169H222ZM14 169V170H13ZM17 169V170H16ZM57 169V170H56ZM241 170L242 171V173H244V174H246V175H248L247 173H246V169H244V170ZM76 170H80V171H76ZM198 170L200 171V173L201 174H198L197 172H194V175L195 176H197V177H201V176H203V178H200V180H204V181H206V182H210V185H209V183H208V185L209 186H211L212 184H213V180H212V178H210V176H208L206 173H203L202 172V169L200 168V167H198ZM18 171V172H17ZM57 171V172H56ZM66 171V172H65ZM67 171H68V173H67ZM76 171V172H75ZM92 171V170H91ZM36 172V173H35ZM50 172V173H49ZM54 172V173H53ZM70 172V173H69ZM78 172V173H77ZM49 174V175H48ZM52 174H54V176H55V178H51V177H49V176H51ZM56 174H59L61 177L59 178V176L58 175H56ZM68 176H67V175ZM83 174V175H82ZM124 174H125V172H124V170H121V173H116V174H114L115 175V179H114V183L116 184V185H118L119 186V184L121 183V181H116V179H122V178H124L125 179V176H124ZM42 175V176H41ZM45 175H47V176H45ZM145 175L147 176V174L145 173ZM201 175V176H200ZM246 175H244V176H246ZM58 176V177H57ZM93 176H94V174H93ZM105 176V175H104ZM262 176H264V173L262 174ZM28 178L29 177V180H28V182H27V180H26V178ZM76 177H74V178H72L73 180H75V182H76V184L78 185V183L80 182ZM106 177V176H105ZM222 177V178H221ZM238 177V175L236 176L235 175V178H237ZM25 178V179H24ZM47 178H49L50 179V181L49 180H47ZM221 178V179H220ZM223 178H225L224 180H223ZM52 179V180H51ZM100 179H102V185L99 187V191L100 192H98V195H100V196H102V197H100V196H98L96 193L95 194H92L93 192H94V188L93 187H88L86 190H89V191H91L90 193H89V196L88 195H86L87 196V198L86 197H84L85 198V200H84V198H82V200L80 201V203H81V206H82V208H83V210L81 209V206L80 205H78L77 204V206L75 205V207L74 208H72V212L76 215V211L78 210V213H79V218L80 219H82V221H81V226H82V224H83V222L85 221V219H87V220H89V219H91L92 218V220H93V222H94V220H95V218L96 217H93V216H91V218L89 217H87V215H86V212L87 213H89V211H90V209L95 205V203L96 202H99V200H100V198H104V195H105V191H106V189H105V191H103L104 190V188H105V186L107 185L106 183L108 182H110L109 181V179L110 178H103V176H101V178ZM104 179V180H103ZM161 180H159L158 182H153V184L155 183L156 185H157V187L158 188H160L161 186H164L165 184H163V183H161V182H163V180H162V176H161V178H160ZM206 179V180H205ZM260 180H262V179H260ZM50 182V184H49V182ZM144 181V180H143ZM26 182V183H25ZM49 185H48V184ZM144 183L145 184H150V182H148V180H147V177H145V181H144ZM221 183V184H220ZM30 185H33V186H30ZM42 185L44 186V187H42ZM105 185V186H104ZM132 187H136V186H134V185H132V184H130ZM183 185V184H182ZM40 186V188H37V187H39ZM46 186H47V188H46ZM104 186V187H103ZM34 189H33V188ZM107 187V186H106ZM216 187H219V188H217V189H215ZM44 188H46V189H44ZM224 188V187H223ZM36 189V190H35ZM42 189V190H41ZM40 190V191H39ZM44 190V192H41V191H43ZM47 192H46V191ZM223 191H226L225 189L223 190ZM47 194H46V193ZM53 194H51V193ZM62 192V193H61ZM61 192H60V197H63V192L65 193V190L63 191V190H61ZM196 192V193H195ZM48 193H50L49 195H48ZM103 193V194H102ZM197 193H200V194H197ZM35 194H39L38 195V197H37V195H35ZM41 194H46V195H48V196H42V197H39V196H41ZM96 195V196H95ZM203 195H205V196H203ZM37 198H36V197ZM53 196V197H52ZM36 198V200H35V198ZM47 197H48V199H47ZM52 197V198H51ZM98 197V198H97ZM100 197V198H99ZM148 197V196H147ZM43 198H44V200H43ZM91 198H93V201H90V200H92ZM62 199V198H61ZM87 199H88V201H87ZM90 199V200H89ZM147 199H151V198H147ZM43 200V201H42ZM46 200V201H45ZM50 200V201H49ZM53 200V201H52ZM98 200V201H97ZM208 200V199H207ZM221 200V199H220ZM45 201V202H44ZM149 201V203H152V201L151 200H148ZM209 201H211L210 199H209ZM218 201L219 200H216L215 201V203H218ZM94 202V203H93ZM34 203H33V210H32V213H30L29 215H27V216H25V217H23V218H21V219H19V220H15V221H12V222H4V221H0V264H27L26 263V258H25V249H27V248H25V245L23 246V244L25 243L24 241H23V239H31V240H35L36 242L37 241H41V237L42 236H47V235H51V237L52 236H56V234H57V229H55V225H54V223H53V220L51 221V219H53L52 217H53V210L55 209H50V208H47V207H44V208H39L38 209V207H36V206H34ZM87 203V204H86ZM91 204V205H88V204ZM50 204V205H51ZM79 206V207H78ZM34 207H36V208H34ZM151 207L152 208H154L155 210H159V208L158 207H156L154 204H151ZM85 208H87L86 210H85ZM36 209V210H35ZM38 209V210H37ZM41 209H42V211H41ZM49 209V210H48ZM75 209V210H74ZM214 209V208H213ZM243 209H245L244 208V204H240L239 205V207H238V209H237V213H236V218L239 220V222L241 223V224H244L245 222H246V215L244 216V214H241L240 212H239V210H243ZM40 210V211H39ZM51 210V211H50ZM55 211V210H54ZM80 211V212H79ZM83 211H86V212H83ZM41 212H42V215L45 217H43L42 215H41ZM47 212L50 214V215H48L47 214ZM40 213V214H39ZM78 213H77V216L75 217V218H77L78 217ZM84 213V214H83ZM216 213H218V211L216 210V208L214 209V212H208V215L209 216H217L218 214H216ZM40 215V216H39ZM92 215H93V213H92ZM84 217V219H83V217ZM94 218V219H93ZM31 219V220H30ZM46 219V220H45ZM50 221H49V220ZM45 220V221H44ZM92 220H89L88 221V225L89 226H91L92 224ZM96 221V220H95ZM36 222V223H35ZM47 222H51V223H47ZM86 223H87V221H85ZM89 222H91V223H89ZM106 222H108V220H106L105 221V224H106ZM20 223V224H19ZM47 223V224H46ZM48 224H50V227L48 226ZM91 224V225H90ZM97 224V223H96ZM45 226V227H44ZM47 226V227H46ZM54 226V227H53ZM89 226L87 227H85V230H86V237L88 238V239H90L91 237H89V233H90V231H91V229L89 228ZM32 227V228H31ZM34 227V228H33ZM41 227V228H40ZM49 227V228H48ZM52 227V228H51ZM47 228V229H46ZM51 229H53V230H51ZM103 229H104V231H105V233H108V231H106V228L105 227H103ZM216 229L217 228H213V231H214V233H216ZM42 231V232H39V231ZM48 230H50V232L52 233V231H53V233L51 234ZM31 232V233H30ZM48 232V233H47ZM33 233H35V234H33ZM55 233V234H54ZM44 234H46V235H44ZM35 235V236H34ZM196 235L198 236V237H200L199 235H200V233H196ZM202 236H203V234H201ZM107 236L109 237L110 235H108L107 234ZM263 238L262 239H264V236H262ZM52 238H54L55 239V237H52ZM48 239H45V243H47V245L48 244H50V241H48ZM233 241V240H232ZM13 242V243H12ZM40 243H42V241L40 242ZM262 244H263V242H261ZM9 244L12 246H9ZM262 244H260V246L262 245ZM226 245V244H225ZM8 246V247H7ZM10 247V248H9ZM203 248L205 249V247L203 246ZM259 248V247H258ZM2 249V250H1ZM4 249H6L7 251H8V253L10 254L8 257H4V255H6L4 252L6 251V250H4ZM15 249V251H13ZM260 249V248H259ZM231 252H232V250H230ZM212 252V251H211ZM49 254L48 255H50V253H52V252H48ZM203 253V252H202ZM211 254V253H210ZM47 255V256H48ZM58 255H61V254H58ZM83 255V253H80V257ZM166 256H170V255H168V253L166 252ZM12 257V258H11ZM13 257L15 258V259H13ZM170 257H172V258H174L173 256H170ZM170 257H169V259H170ZM6 258H8L7 260H6ZM58 258H60L59 256H57V257H55L54 258V260L57 262V261H59L58 260ZM207 258H209V256H207ZM12 259V260H11ZM3 260V261H2ZM4 260H6L5 262H4ZM9 261V262H8ZM12 261V262H11ZM32 261L33 262H36L35 260H33L32 259ZM32 261H31V259H29V261H28V263L30 264H32ZM197 261V260H196ZM45 263H46V261H45ZM175 263V262H174ZM197 263V262H196ZM261 264H264V263H261Z\"/></svg>",
    "mask_w": 264,
    "mask_h": 264
},
{
    "label": "clouds",
    "instance_id": "3",
    "mask_svg": "<svg viewBox=\"0 0 264 264\" xmlns=\"http://www.w3.org/2000/svg\"><path fill=\"white\" fill-rule=\"evenodd\" d=\"M10 160L5 157V146L0 145V221L9 223L29 215L33 209L31 190L8 171Z\"/></svg>",
    "mask_w": 264,
    "mask_h": 264
}]
</instances>
